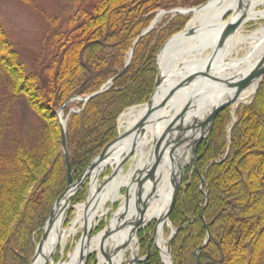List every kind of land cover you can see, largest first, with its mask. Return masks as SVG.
<instances>
[{
  "label": "trees",
  "instance_id": "1",
  "mask_svg": "<svg viewBox=\"0 0 264 264\" xmlns=\"http://www.w3.org/2000/svg\"><path fill=\"white\" fill-rule=\"evenodd\" d=\"M206 1L69 0L65 18L47 15L49 31L32 69L19 61L0 23V74L26 96L40 122L34 144L20 141L7 150L10 153H0V264L30 263L35 235L42 233L67 186L60 107L73 96L100 90L115 77L159 10ZM187 20L176 16L141 37L129 67L110 88L86 103L78 102L80 112L71 113L67 122L74 179L116 138L122 112L149 99L159 50ZM4 113L0 135L10 127ZM230 120L227 109L216 116L170 214L179 228L172 240L175 264H197V256L200 264H246V259L248 264H264V165L258 162L264 152V78L228 132ZM203 175L207 196L201 190ZM208 232L207 245L199 249ZM94 260L92 256L89 264ZM140 264H163L159 249L152 244Z\"/></svg>",
  "mask_w": 264,
  "mask_h": 264
},
{
  "label": "bare ground",
  "instance_id": "2",
  "mask_svg": "<svg viewBox=\"0 0 264 264\" xmlns=\"http://www.w3.org/2000/svg\"><path fill=\"white\" fill-rule=\"evenodd\" d=\"M239 19L237 30L221 42L227 26ZM250 22L256 25L246 30L245 25ZM261 61H264V0H210L205 6L194 9L187 29L174 35L160 54L162 79L151 99L154 111L147 118L143 132L136 130L126 134L144 117L148 105L128 108L120 117L121 137L89 173L90 191L87 199L76 206L71 227L64 228L71 199L68 192L56 206L49 236L31 264L51 262L52 255L65 244L69 235L76 233L78 226L93 230L109 214L108 203L117 201H120L119 207L105 229L81 240L67 259L57 264H82V258L93 252L97 253V264H133L140 255L136 224L140 221L141 228L151 222L154 224L166 213L174 191L173 180L179 178L180 168L184 169L190 160L189 149L202 135L201 126L195 124L204 122L215 107L236 97L231 104L235 119L239 106L255 95L259 79L239 93L237 86L228 83L247 76ZM195 73L200 75L189 85L177 89L160 107L181 79ZM177 128L181 129L179 133ZM159 140L164 148L161 161L153 179L144 182L141 201H138V183L134 177L137 170L154 163V148ZM127 156H131L132 163L125 172L124 165L120 164ZM263 159L264 152L258 159L259 164L264 165ZM117 166L114 176L100 184L103 170L107 167L115 170ZM123 187L128 188L127 195L122 193ZM144 203L145 210L141 213L139 207ZM166 226L165 222L158 224L156 242L164 264H172L167 252ZM245 261L248 264V260Z\"/></svg>",
  "mask_w": 264,
  "mask_h": 264
},
{
  "label": "rangeland",
  "instance_id": "3",
  "mask_svg": "<svg viewBox=\"0 0 264 264\" xmlns=\"http://www.w3.org/2000/svg\"><path fill=\"white\" fill-rule=\"evenodd\" d=\"M69 0H0V23L2 24L9 43L12 45L14 51H16L19 61L24 62L26 66L30 69L34 67L35 61L38 59L42 48L43 41L48 34L49 24L47 15L54 14L65 18V8ZM170 18L166 15H162L157 22V26L166 25ZM188 21V20H187ZM255 22H250L245 25L246 30H251L255 27ZM176 34V33H175ZM85 95L81 96L82 98ZM253 101V97L249 102L243 103L239 106L236 112V118L238 112L241 110L242 106L248 105ZM80 102V101H79ZM78 102H72L66 108L63 109L62 118H65L69 111L78 112L80 106L78 107ZM231 116V120L228 123V128L230 127L233 115L231 106L226 108ZM126 111V110H125ZM124 111V112H125ZM4 113L7 116V120L10 122L9 128L1 133L0 135V153H7L12 145L20 142L27 141L32 144L36 141V130L40 125L39 120L35 114L34 109L28 102L26 96L19 93L11 86V80L6 78L3 74H0V113ZM120 119L118 120V128L120 130ZM29 134L30 137H29ZM201 143V142H200ZM199 143V144H200ZM198 144V145H199ZM198 147V146H197ZM190 158L192 156V147L189 149ZM10 153V152H8ZM132 163L131 158L128 159L123 170L126 172ZM113 171L112 167H107L103 170L99 176L100 184L104 183L107 177L111 176ZM189 161L184 167L183 173V186L184 180L191 174ZM252 175V172H251ZM182 186V187H183ZM91 187V180L89 179L80 187L77 192L71 197L69 201V206L66 209L64 228L68 230L71 227L73 220L76 217V206L87 199ZM126 188H122V193L125 194ZM120 201L115 203H108L107 208L109 214L105 216L97 226L91 230L90 238L94 237L96 234L101 232L107 225L112 214L118 208ZM165 230V238L167 239L171 233V228L168 223ZM254 225V223H252ZM148 226V225H147ZM153 226V225H152ZM84 228L78 226L76 233L69 235L64 245H60L56 253L52 255V260L55 263L62 262L66 260L68 255L74 251L78 243L81 241L82 233ZM153 234V229H148L146 226L142 227L137 232V240L140 247V256L144 257L146 251L143 248V242L147 240L149 242L150 237ZM36 245L41 239L42 233H36L35 235ZM148 247V245H147ZM36 246L34 250L35 255ZM94 256L95 260L92 264H97V253L93 252L87 257L86 264H89L91 257ZM50 264V263H49Z\"/></svg>",
  "mask_w": 264,
  "mask_h": 264
},
{
  "label": "water",
  "instance_id": "4",
  "mask_svg": "<svg viewBox=\"0 0 264 264\" xmlns=\"http://www.w3.org/2000/svg\"><path fill=\"white\" fill-rule=\"evenodd\" d=\"M208 2L198 6V7H195V8H176V9H172V10H167V11H160L155 19L150 23V25L143 30V32L139 35V37L134 41L131 49H130V54H129V58L128 60L126 61L125 63V67L118 73V75L116 77H113L111 78L105 85H103L100 90H98L97 92L87 96L86 100L85 101H88L91 97L93 96H96L102 92H104L105 90H107L112 84L113 82L115 81V79L119 76H121L124 71L128 68V66L130 65V62H131V58H132V55H133V50H134V47L135 45L137 44V42L139 41V39L145 35H147L149 32H151L154 28H155V25L158 21V18L162 15V14H172L173 16H176V15H188L190 13L193 12L194 9L196 8H201L203 6H205L206 4H208ZM189 23V22H188ZM188 23L186 25V27L183 29V31L181 32H184L186 29H187V26H188ZM241 23V19H239V21L235 22V23H231L227 26V28L225 29L224 33L222 34V38H221V42H223L230 34H232L233 32H235L237 30V28L239 27ZM180 32V33H181ZM170 41V39L161 47L160 49V52L158 54V76H157V80H156V88L155 90L157 89L158 85L160 84L161 82V75H160V69H159V57H160V54L162 53V51L165 49L166 45L168 44V42ZM200 75V73H195V74H191L187 77H184L183 79H181L177 84H176V89L172 90L167 97H165L164 101L161 103L160 107H162L168 100L169 98L176 92L177 89L183 87V86H187L189 85L190 83H192L198 76ZM264 77V61H261L247 76L243 77L242 79L236 81L235 83H228L230 86L234 85V86H237V91L238 93L246 88L253 80L255 79H259V83L262 81ZM259 86V85H258ZM155 93V92H154ZM154 93L150 96V98L148 99L147 101V105H148V108H147V111H146V114L144 115V117L137 122V124L135 125L134 129L133 130H128L126 134H129L131 133L132 131H139L141 133V131L143 132V129H144V124L147 120V118L152 114V112L154 111V107L150 106L151 104V99L154 95ZM76 98H71L69 99L65 105L63 106V108L69 103L71 102L72 100H75ZM236 97L233 98V99H230L228 101H226L225 103L215 107L213 109V111L210 113V115L208 116V118L202 122V123H196V127L198 126H201V131H202V135L193 143L192 145V156L189 160V163H190V169H193V162L196 158V149H197V146L198 144L204 139L207 137V135L210 133L212 127H213V123H214V120L216 118V116L222 111L224 110L226 107L230 106L234 101H235ZM63 108L59 111L58 115H59V119H60V125H61V143H62V150H63V154H64V160H65V165H66V170H67V187L66 189L64 190V192L56 199L54 205L52 206V209H51V212H50V215L46 221V224L44 226V228L42 229V236H41V240L39 241V243L37 244V248H36V252H35V255L34 257L32 258L31 260V263L33 262V260L35 259V256H36V253L38 250H40L42 248V246L44 245L45 241L47 240L48 236H49V232L52 228V225L54 223V219H55V208L56 206L60 203L61 199L63 197H65V195L68 193V192H71L70 194V198L77 192V190L83 186V184L86 182V180L89 178V173L92 169H94L95 165L97 164V162L103 160L105 157H106V154H107V151L109 149V147L115 143L120 137H121V134L118 133L117 137L111 141L105 148L104 150L95 158L93 159L90 164L87 166V168L83 171L82 174H80L78 176L77 179H74L73 178V173H74V170L72 169V165H71V160H70V153H69V147H68V141H67V136H66V123L61 119V113H62V110ZM67 119V118H66ZM65 119V121H66ZM169 129L173 130L172 127L170 126ZM181 129L180 128H177V132L179 133ZM181 144V143H180ZM155 154H156V158H155V161L154 163L150 166V167H143L142 169H139L137 170V174L136 176L134 177V179H136L137 183H138V201H141V191H142V186L144 184V182H146V180L148 179H153L154 177V174H155V171L161 161V158H162V153H163V149L164 148H161V141H157L156 144H155ZM168 145V144H167ZM128 159V156L124 159V161L120 164H124V162ZM119 165V166H120ZM116 167V169L112 172L111 176H114V174L118 171V167ZM183 171L184 169L183 168H180L179 170V178H174L173 180V183H174V191H173V195H172V199H171V202L169 204V207L166 211V213L161 217V219L157 220V223L155 225V228H154V234L153 236L150 238L149 240V243H148V246L150 247V244L152 242H154V244L160 248L156 242V228L158 226V224L160 222H165V221H169V215L171 213V211L173 210L174 206H175V203H176V200H177V197H178V193L182 187V182H183ZM110 176V177H111ZM110 177H107L110 178ZM202 191L205 193V195H208L207 192L205 191V176L203 175L202 176V187H201ZM126 195L128 194V188H126V191H125ZM145 203L143 204V207H139V210L141 213L144 212L145 210ZM137 228H136V231L141 228L140 227V221L137 222L136 224ZM179 230V228H175L173 226H171V234L170 236L168 237V241H167V252L171 258V263L174 264V260L172 258V249H171V246H172V239L174 237V235L177 233V231ZM90 236V231L87 229V228H84V231L82 233V238L81 240H83L84 238H87ZM209 237H210V233L208 232L207 234V238L204 242V244L199 248H203L204 246L207 245L208 241H209ZM150 252V249L149 251ZM88 255H90V253H88L87 255H85L83 258H82V264H86L87 262V257ZM107 256V255H106ZM149 256V253L148 255L144 256V257H141L139 255V257H137L134 261L133 264H139L140 262L144 261L145 259H147ZM49 263V261H48ZM46 263V264H48ZM55 264V262L52 260L51 261V264ZM197 264H200L199 262V256H197Z\"/></svg>",
  "mask_w": 264,
  "mask_h": 264
}]
</instances>
